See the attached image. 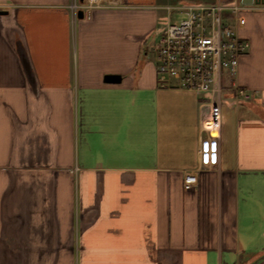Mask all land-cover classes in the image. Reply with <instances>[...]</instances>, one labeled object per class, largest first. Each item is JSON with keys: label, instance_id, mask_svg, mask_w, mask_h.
<instances>
[{"label": "crops", "instance_id": "0c3cea01", "mask_svg": "<svg viewBox=\"0 0 264 264\" xmlns=\"http://www.w3.org/2000/svg\"><path fill=\"white\" fill-rule=\"evenodd\" d=\"M88 1L0 0V264H264V4L238 31L251 100L184 189L202 99L145 56L175 7L242 0Z\"/></svg>", "mask_w": 264, "mask_h": 264}, {"label": "built area", "instance_id": "2783aa9c", "mask_svg": "<svg viewBox=\"0 0 264 264\" xmlns=\"http://www.w3.org/2000/svg\"><path fill=\"white\" fill-rule=\"evenodd\" d=\"M92 6H97L96 0L88 1L86 9ZM174 10L182 12L184 18L175 24L168 20L158 28L151 54L157 87L190 91L202 99L198 168L185 172L182 178L183 188L189 189L197 183L198 170L217 165L222 107L251 100L250 93L236 82L240 62L250 49L238 33L249 5L217 1ZM222 70L228 75L232 103L222 97Z\"/></svg>", "mask_w": 264, "mask_h": 264}, {"label": "water", "instance_id": "95a60500", "mask_svg": "<svg viewBox=\"0 0 264 264\" xmlns=\"http://www.w3.org/2000/svg\"><path fill=\"white\" fill-rule=\"evenodd\" d=\"M80 2H82V0H80ZM241 3L244 5H253V4L260 5V4H264V1L263 0H242ZM0 14H4V12H0ZM77 16L79 19H81L83 17L82 11H78ZM17 53H18L20 63L24 69V72L28 76L30 74V67H29L25 52L20 45L17 46ZM28 77H30V75ZM120 80H121L120 76H117V75H109V76L104 77V83L106 84H118L120 83Z\"/></svg>", "mask_w": 264, "mask_h": 264}, {"label": "rangeland", "instance_id": "374dc122", "mask_svg": "<svg viewBox=\"0 0 264 264\" xmlns=\"http://www.w3.org/2000/svg\"><path fill=\"white\" fill-rule=\"evenodd\" d=\"M183 18H184L183 15H178V14H176V13H171V15H170V23L175 24V23H177L179 20H181V19H183ZM160 26H161V25H160ZM160 26H159V27H160ZM159 27H158V28H159ZM155 40H156V37L153 35V36H152L151 43H150L149 50H148V52H147V56H145V57H146V61H149V62H152V61H153V57H152V54H151V48H152V46L154 45ZM227 77H228V75H227L226 70H222V75H221L222 86H224V83L227 82ZM222 94H224V93H222ZM223 96H224V95H222V97H223ZM229 100H230V99H228V100H226V101L229 102ZM203 101H204V100H203Z\"/></svg>", "mask_w": 264, "mask_h": 264}, {"label": "bare ground", "instance_id": "6f19581e", "mask_svg": "<svg viewBox=\"0 0 264 264\" xmlns=\"http://www.w3.org/2000/svg\"><path fill=\"white\" fill-rule=\"evenodd\" d=\"M94 1V0H93Z\"/></svg>", "mask_w": 264, "mask_h": 264}]
</instances>
